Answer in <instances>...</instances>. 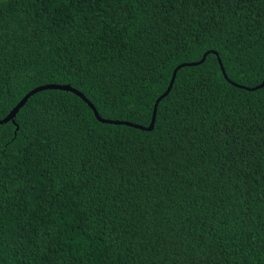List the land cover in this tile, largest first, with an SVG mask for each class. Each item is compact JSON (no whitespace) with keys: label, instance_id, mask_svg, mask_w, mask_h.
<instances>
[{"label":"trees","instance_id":"1","mask_svg":"<svg viewBox=\"0 0 264 264\" xmlns=\"http://www.w3.org/2000/svg\"><path fill=\"white\" fill-rule=\"evenodd\" d=\"M205 53L0 125V264H264V0H0V119Z\"/></svg>","mask_w":264,"mask_h":264},{"label":"water","instance_id":"2","mask_svg":"<svg viewBox=\"0 0 264 264\" xmlns=\"http://www.w3.org/2000/svg\"><path fill=\"white\" fill-rule=\"evenodd\" d=\"M208 53H212L214 55L217 56V53L214 52V51H210ZM207 53H205L203 55V58L201 61H198V62H193V63H188V64H182V65H179L177 66L173 73H172V76H171V79L169 81V84L165 90V92L159 96L156 101H155V104H154V108H153V113H152V116H151V120H150V123L147 127H143V126H140V125H135V124H132V123H128V122H117V121H110V120H106V119H102L100 116H98L95 108L93 107V105L79 92H77L76 90L72 89L69 85H43V86H40V87H37V88H34L32 89L31 91H29L18 103L17 105L10 111V113L4 117L3 119H0V125L1 124H5L9 121H11L12 123H14V118L16 116V114L18 113V111L23 107V105L26 103V101L31 97L33 96L34 94L40 92V91H44V90H61V91H66V92H71V93H75L77 94L87 105L88 107L94 112V115L96 117V119L101 122V123H109V124H119V125H127V126H130L132 128H136V129H139L141 131H151L153 129V126H154V122H155V117H156V110H157V106H158V103L160 100H162L171 90L172 88V85L174 83V80H175V76H176V73L177 71L182 68V67H185V66H195V65H198L200 62H202L205 57H206ZM218 61V64L220 65V70H221V73L222 75L224 76V78L227 79L226 75H225V72L221 66V62L219 59H217ZM235 85V84H234ZM264 86V78L262 80V83L254 88H245V87H241L243 89H246V90H256V89H259V88H262ZM17 129V128H16Z\"/></svg>","mask_w":264,"mask_h":264}]
</instances>
